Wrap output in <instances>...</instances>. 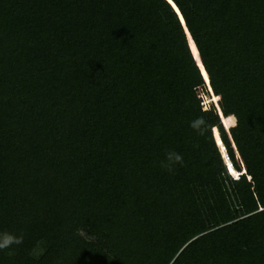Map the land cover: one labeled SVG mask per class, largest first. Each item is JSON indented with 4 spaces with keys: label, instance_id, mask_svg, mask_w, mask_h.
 I'll return each mask as SVG.
<instances>
[{
    "label": "trees",
    "instance_id": "trees-1",
    "mask_svg": "<svg viewBox=\"0 0 264 264\" xmlns=\"http://www.w3.org/2000/svg\"><path fill=\"white\" fill-rule=\"evenodd\" d=\"M170 1L0 0V264H264V0Z\"/></svg>",
    "mask_w": 264,
    "mask_h": 264
},
{
    "label": "clouds",
    "instance_id": "clouds-1",
    "mask_svg": "<svg viewBox=\"0 0 264 264\" xmlns=\"http://www.w3.org/2000/svg\"><path fill=\"white\" fill-rule=\"evenodd\" d=\"M236 121H233V126H235ZM205 122L203 119H197L190 124L194 130L198 131L200 134H203L206 128L204 127ZM167 163L162 162L161 166L168 171L173 170V165L177 163H182V156L174 151H170L166 154ZM23 243V237L17 236L13 233L2 232L0 233V252L11 248L13 245H20Z\"/></svg>",
    "mask_w": 264,
    "mask_h": 264
},
{
    "label": "rangeland",
    "instance_id": "rangeland-1",
    "mask_svg": "<svg viewBox=\"0 0 264 264\" xmlns=\"http://www.w3.org/2000/svg\"><path fill=\"white\" fill-rule=\"evenodd\" d=\"M197 94L199 96H201L202 101L205 103V105L208 107L209 104L211 103L208 99V97L202 92V90L200 88H197ZM85 233L89 234V235H93L96 239V242L98 243V246L100 249H103V246L99 244L100 241V236H99V231L94 227L91 226L90 224H88Z\"/></svg>",
    "mask_w": 264,
    "mask_h": 264
},
{
    "label": "water",
    "instance_id": "water-1",
    "mask_svg": "<svg viewBox=\"0 0 264 264\" xmlns=\"http://www.w3.org/2000/svg\"><path fill=\"white\" fill-rule=\"evenodd\" d=\"M166 1L170 4V6L172 7V9H173V10L175 11V13L177 14L178 19H179V21H180V23H181V25H182V27H183V30H184V32H185L186 39H187V36L190 38V36H189V34H188L186 28L184 27L183 20H182L180 14H179L177 8H176L175 5L172 3V1H170V0H166ZM190 39H191V38H190ZM191 42H192V40H191ZM192 43H193V42H192ZM187 44H188V41H187ZM193 45H194V44H193ZM188 47H189V44H188ZM194 47H195V46H194ZM189 50H190V47H189ZM190 52H191V50H190ZM196 52H197V51H196ZM191 55H192V57H193L192 52H191ZM197 55H198V53H197ZM193 59H194V57H193ZM194 61H195V64L197 65V67L199 68V70H200V67H201L202 70H203V67H202V65H201V62H200V58H199V56H198V61H199V63H197L195 59H194ZM203 71H204V70H203ZM200 72H201V70H200ZM201 75H202V73H201ZM202 77H203V76H202ZM203 79H204V78H203ZM215 108H216V106H215ZM215 142H216V140H215ZM216 144H217V142H216ZM221 145H222V144H221ZM217 146H218V144H217ZM224 155L226 156V153H225V152H224ZM221 156H222V154H221ZM226 157H227V156H226Z\"/></svg>",
    "mask_w": 264,
    "mask_h": 264
},
{
    "label": "built area",
    "instance_id": "built-area-1",
    "mask_svg": "<svg viewBox=\"0 0 264 264\" xmlns=\"http://www.w3.org/2000/svg\"><path fill=\"white\" fill-rule=\"evenodd\" d=\"M196 93H198L197 92V89H196ZM197 96L201 99V104H202V107L205 109V108H207V106L205 105V103L202 101V98H201V96H199L198 94H197ZM218 148H219V151H220V153L222 154V158H223V160H224V163H225V165H226V168H227V170H228V172H229V174H230V176L233 178V179H236L240 174H243L241 171H235L236 172V174L235 175H233L230 171H229V168H228V166H227V164H226V161H225V158L228 160V158L225 156V158H224V155H223V153L225 152V150H224V147H223V145H218ZM223 151V153H222V151ZM228 163H229V166L230 167H232L231 166V163L229 162V160H228ZM246 178H247V180H249V177L248 176H246Z\"/></svg>",
    "mask_w": 264,
    "mask_h": 264
},
{
    "label": "snow or ice",
    "instance_id": "snow-or-ice-1",
    "mask_svg": "<svg viewBox=\"0 0 264 264\" xmlns=\"http://www.w3.org/2000/svg\"><path fill=\"white\" fill-rule=\"evenodd\" d=\"M206 79H207V77H205ZM216 99H219V97H217ZM232 123H233V121H232Z\"/></svg>",
    "mask_w": 264,
    "mask_h": 264
}]
</instances>
